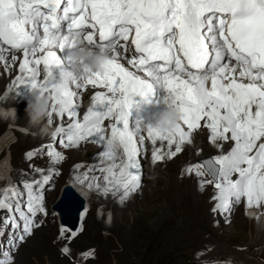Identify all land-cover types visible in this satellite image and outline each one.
Masks as SVG:
<instances>
[{"label":"snow or ice","instance_id":"1","mask_svg":"<svg viewBox=\"0 0 264 264\" xmlns=\"http://www.w3.org/2000/svg\"><path fill=\"white\" fill-rule=\"evenodd\" d=\"M60 4L61 0H0V42L23 49L26 59L20 68L27 78L21 76L19 83L50 95L49 117L53 113L75 117L76 93L71 89L57 91L53 69L61 70L66 65L52 49L64 52L80 44L81 30L87 25L98 31L99 43L91 33L83 36L84 41L116 53L119 40L128 41L134 30L131 43L141 54L135 64L150 79L123 67L117 59L119 53L112 56L103 74L90 72L85 79L89 85L106 88L111 95L97 93L83 122L74 121L66 130L69 144L92 136L104 140L102 122L115 119L107 141L116 140L127 159L122 166L112 165L108 169L111 178L105 179L117 191L123 190L122 198L134 192L140 180L133 171L139 164L135 132L129 127L133 98L144 100L152 94L154 85H162L167 93L164 100L172 98L180 121L189 130L206 117L211 139L227 140L230 133L235 142L229 153L195 169L197 175L206 172L212 178L208 183L215 184L217 195L213 198L218 205L213 211L228 209L241 197H246L249 205L264 202V142L257 146L264 138V0H68L63 15H58ZM41 5L47 13L41 11ZM70 12L75 15L70 17ZM64 21H70L67 35L62 34ZM41 27L43 38L38 35ZM37 51L45 54L34 61L27 59ZM226 57L235 64L223 63ZM32 63L43 64L46 75L42 81L37 79V68L29 66ZM73 84L80 87L78 80ZM105 106L106 110H98ZM143 122L135 120L136 131ZM58 132L65 129L58 128ZM147 135L153 142L166 140L171 145L175 141L177 146L170 156L179 153V144L188 138L180 122L167 134L147 124ZM105 155L112 156L109 150ZM153 156L162 159L158 150ZM116 167L118 173L113 171ZM25 187L29 192L27 211L35 216L43 210L41 198L33 194L31 185ZM4 207L18 212L25 221L20 239L31 234L32 221L21 210L20 202L12 209L0 200V208ZM0 264L5 261L0 259Z\"/></svg>","mask_w":264,"mask_h":264},{"label":"rangeland","instance_id":"2","mask_svg":"<svg viewBox=\"0 0 264 264\" xmlns=\"http://www.w3.org/2000/svg\"><path fill=\"white\" fill-rule=\"evenodd\" d=\"M13 51L18 52V59L23 63L26 59L23 49L2 50L4 54ZM42 54L36 52L34 55L30 54L27 59L34 61V59L42 57ZM29 66L36 67L33 66V63ZM36 68L39 74L43 70L41 65ZM141 71L130 72L139 76ZM0 74H6L4 60L1 56ZM14 75L19 78L21 76L27 78V73L21 70L20 65L15 66ZM146 77L145 75L143 78L149 79ZM184 78L186 79L185 76ZM243 82L247 83V80ZM6 84L8 86L9 81H6ZM17 84L21 85L19 81ZM21 87L24 97L22 96V99L16 97L13 109L5 110L2 98L6 89L0 84V109L1 107L4 108L1 113L6 115V117H0V164L3 163L7 166L8 173L9 170H12L10 177L14 178V183H16L8 191L0 194V200L8 205L7 202L17 190L21 191L25 185H31L33 194L41 198L46 218H42L40 223L36 222L32 228V233L25 235L23 240H16L14 239L15 235L9 229L10 225L6 222V215L0 208V259L4 260L5 264H53V258L62 256L69 264H264V213H261L264 210L257 209V205L254 203L249 205L243 198L238 202L233 201L228 209L218 208L217 211H213L214 207L217 206H211L209 211H212L213 217L204 215L203 207L198 202V195L192 197L187 189H193L206 198L211 196L208 190L216 191L217 195V189L215 184L208 183L210 180L205 173L197 175L195 169L198 166L195 162L200 158L192 160L186 146H183L185 149L174 157L170 156L173 149L166 150L169 153L166 154L167 156L159 150L162 157L160 160L152 159L154 156L147 154L145 163L142 162L144 156L137 152L136 159L138 163H143V165L133 171L139 175V182L144 185L146 194L137 189L129 196L122 198L120 194L123 190L121 189L118 193L117 189L109 185L105 179L106 177L111 178L108 169L112 165L122 166L127 159L124 152L121 153L120 151L117 158L112 156L108 158L105 155L107 151L106 140L111 134V122L108 124L105 121L103 127L101 126L104 140L97 138L98 145L91 151L80 149L73 152L75 150L74 144L77 146L78 144H69L67 141L62 144L59 143L58 149H56V144L52 141V132L60 128L59 126L63 127L62 124L65 122L74 121L80 116L81 111L92 108L95 102L94 98L79 104L76 109V116L69 120L59 121L55 120L53 115L51 117L48 115L33 129L21 128V133L9 128V125L18 124L19 106L23 100L28 103L30 98L29 87L27 85H21ZM80 90L83 89L80 88ZM87 90L85 89V91ZM81 94L82 92L76 94L73 99L77 100ZM108 94L111 95L109 92ZM162 110L164 107L158 108L157 113ZM13 112L17 116L9 120L8 115H13ZM152 117L151 114L148 119ZM110 120L113 119L110 118ZM142 124L139 131H136V125L129 126L130 130L135 132L134 138L137 147L141 144L138 142V136H142L143 130H145ZM185 131L188 133L187 141L194 143V146H199L202 143L201 138L196 135L200 131L208 132L206 143L211 146V151L203 156V159L209 156L218 157L227 154L232 150L235 143L230 139V133L227 134L229 135L227 140L211 139V131L206 126L197 128L196 134ZM6 133L8 140L2 145ZM33 138H35L34 142H32ZM144 139L145 137H143ZM87 140L89 139L82 140V142ZM152 144H161V140L152 141ZM168 146L167 149L174 148L176 143L173 142ZM39 147L42 150L37 151L36 149ZM120 148L122 149V147ZM50 150L58 153L57 158L55 160L43 159L42 157H45ZM60 156L61 159H59ZM98 159L105 160L106 164L103 163L101 169L107 176L101 177L102 171L98 172L94 169L89 172L91 167L88 166V163L91 164ZM88 167L89 169L86 170ZM47 168L54 171L51 174V182L47 178L45 180L40 178L41 173ZM52 171L47 172L50 174ZM113 171L118 173L119 167ZM76 173L78 175L82 173L83 176L80 175L81 177H79ZM1 175L2 173H0ZM236 175H233V179ZM6 176L4 174V177ZM72 176L79 183L81 182L80 184L86 183L84 187L88 189L79 185L78 187L83 192L85 190L89 192V201L92 203L89 214L84 221H81L80 229L75 234H69V232L60 229L54 214L50 210V206L58 198L62 185L67 182V179L69 178L68 181L74 182L73 179H70ZM186 179L192 180L188 182ZM177 181L181 184H178ZM26 182L33 183L28 184ZM105 188L108 190L105 191ZM100 191L101 193H99ZM85 193L83 194L85 195ZM26 197L28 202V191ZM118 198L120 204L116 205L115 208L113 204ZM127 198L128 202L126 200L125 203L121 201ZM245 204H248L249 207L255 206L258 214L252 208L244 209ZM259 204L264 208L261 203ZM248 210L250 213L247 212ZM219 211L220 213L217 214ZM251 211L252 213L255 211V215L251 214ZM220 222L224 223L221 224ZM242 222H244L243 225ZM65 249L67 251H64Z\"/></svg>","mask_w":264,"mask_h":264},{"label":"bare ground","instance_id":"3","mask_svg":"<svg viewBox=\"0 0 264 264\" xmlns=\"http://www.w3.org/2000/svg\"><path fill=\"white\" fill-rule=\"evenodd\" d=\"M42 38H43V36H42ZM15 51V50H14ZM12 52V53H9V54H7V53H3L2 52V50L0 49V56H1V58L4 60V66H5V69H6V74H0V84H1V86L4 88V89H6V93L4 94V96H3V104H4V108H5V110H12L13 109V105H14V103H15V98L17 97L18 99H22V96L24 97V95H23V88L21 87V85H18L17 84V81H19V77H16L15 75H14V68H15V66H17V65H20V61H19V55H18V52ZM2 52V53H1ZM44 54H45V52H44ZM44 54H42V56L44 55ZM11 57H12V59H11ZM32 61H33V59H32ZM34 64V63H33ZM35 65V64H34ZM128 70V69H127ZM239 73V69L237 68V70H236V77H239L237 74ZM175 74V73H174ZM181 75V74H180ZM140 76V75H139ZM186 77V79H187V76H185ZM146 78H148V77H146ZM181 78H184V76H182L181 75ZM185 79V78H184ZM239 79V78H238ZM6 81H9V84H8V86H7V84L5 85V82ZM248 82V81H247ZM226 83V82H225ZM208 85H210V81L208 82ZM7 86V87H6ZM25 86V85H24ZM70 89L72 90V91H75L74 93H76V94H79V93H81L82 92V98L83 99H85V98H87V96L89 95V94H92L93 92H94V89L93 88H88V90L87 91H85V89H83V90H80V87H77L76 85H71L70 86ZM3 93V92H2ZM3 95V94H2ZM73 101H74V99H73ZM26 107H27V103L25 102V100H23V102H22V104L19 106V118H18V120H17V123H21V124H26V117L28 116V114H27V112L25 111V109H26ZM50 107H51V105H50ZM2 108V107H1ZM3 108V109H4ZM3 109H1V110H3ZM149 117H146L145 118V120H147ZM105 121V120H104ZM103 121V122H104ZM102 122V123H103ZM180 123H181V126H184V124H183V122L182 121H180ZM33 125H35V124H32V125H30V126H33ZM143 127L145 128V130H143L144 131V133H146L147 132V125H146V122H144L143 124ZM207 125V118L205 117V118H203L201 121H200V123H199V126L197 127V128H200V127H203V126H206ZM142 127V128H143ZM185 128H187V126L185 125ZM197 128H195V129H192V130H189L188 128H187V131L188 132H193V133H195L196 134V130H197ZM206 128H208L207 126H206ZM210 130V129H209ZM211 131V130H210ZM141 132H142V129H141ZM8 133V132H7ZM7 133L4 135V138H3V140H2V145H4V143H6V141L8 140V138H7ZM143 133V132H142ZM142 134V136L141 135H139L138 137V142L139 143H141V144H139L138 145V147H137V152H138V154L140 153V154H142L143 156H144V160L142 161V162H144L145 163V158H146V156H147V154H149L150 156H153V153L154 152H157V150H158V154L159 155H161V153H159V150H161L162 151V154L163 155H168L169 153L168 152H166V150H171V149H173V152H175V149H176V146H177V143H176V146L174 147V148H170V149H167L166 147L168 146V142L166 141V140H164V141H162L161 140V144H152V141L153 140H151V138H149L148 137V135L147 134ZM208 132H204V131H200L196 136H198V137H200L201 138V141H202V143L199 145V146H194L193 144H192V142H190L189 140L187 141H184V142H182V143H180L179 144V146H180V152L182 151V150H184L185 149V147H183V146H186V149H187V152L190 154V158L192 159V160H195V159H197V158H202L203 156H205V155H207V154H209L210 153V151H211V146L210 145H208L207 143H206V134H207ZM59 134V133H58ZM58 134H56L55 135V140H54V144H56V149H58V144L60 143V144H62L64 141H67V139H66V134H64V135H61L60 137L58 136ZM192 134V133H191ZM227 135V134H226ZM227 136H229V135H227ZM140 137H145V139L143 140V142H141V140H140ZM97 138H98V140H99V137L97 136H92V137H85L83 140H86V139H89V140H87V141H84V142H82V140H80V141H77L76 143L78 144V146L77 145H75L74 144V148H75V150L73 151V152H76L77 150H80V149H83V151H91V150H94L95 148H96V146L98 145V141H97ZM30 139V138H29ZM262 139H264V138H262ZM31 140V139H30ZM35 141V138H33V141L32 142H34ZM68 142V141H67ZM82 142V143H81ZM261 142H264V140H261V141H258L257 142V146H258V144L259 143H261ZM69 143V142H68ZM235 144V143H234ZM233 144V145H234ZM169 147V146H168ZM226 147V146H225ZM234 147V146H233ZM98 148H99V146H98ZM183 148V149H182ZM144 149V150H143ZM37 151L38 150H42L41 149V147H39L38 149H36ZM121 153H123V149H121L120 148V150H119ZM227 151V150H226ZM165 152V153H164ZM179 152V153H180ZM209 152V153H208ZM254 152H255V149H254ZM254 152L252 153V154H254ZM145 154V155H144ZM57 155H58V153L57 152H55V151H51L49 154H46L45 155V157H42L43 159H46V158H49V160H55L56 158H57ZM74 155V154H73ZM123 155V154H122ZM166 155V156H167ZM149 156V157H150ZM174 157V156H173ZM59 159H61V156L59 157ZM101 159H103V158H101ZM152 159H154L153 157H152ZM151 158H150V160H152ZM167 159H168V157H167ZM199 159V160H200ZM149 160V159H148ZM198 160V161H199ZM3 162V161H2ZM113 162V161H112ZM153 162V161H152ZM103 163H105L106 164V162H105V160H97V161H93L91 164H89L88 163V166H90L91 168L89 169V167L86 169V170H88L89 169V172L92 170V169H94V170H96V171H98V172H101L102 171V167H103ZM195 163H197V162H195ZM85 164V163H84ZM111 164V163H110ZM109 164V165H110ZM140 166H139V168H141L142 166L141 165H143V163H138ZM154 164V163H153ZM108 165V166H109ZM105 166V165H104ZM83 167V166H82ZM81 168V167H80ZM107 168V167H106ZM62 169V168H61ZM82 169V168H81ZM8 169H7V166L5 165V164H3V163H1L0 164V173H2V175L0 176V178H2V177H4V174H5V176L7 175L8 176V171H7ZM185 170H186V168H185ZM47 171H52L51 169H45L42 173H41V177L40 178H43V180H45V178H47L50 182L52 181L51 180V174L52 173H54V171H52L50 174H48V172ZM4 172V173H3ZM78 172V171H77ZM105 172H106V169H105ZM97 173V172H96ZM77 174V173H76ZM84 174V173H83ZM93 174H94V172H93ZM100 174V173H99ZM78 175V174H77ZM80 175H82V173L80 174ZM80 175H78L79 177H81ZM106 174L104 173V171H102L101 172V177H104ZM6 176V177H7ZM83 176V175H82ZM91 176H92V174H91ZM107 176V175H106ZM6 177H4V178H6ZM77 177V176H76ZM191 178V177H190ZM14 179V178H13ZM70 179H73V181L74 182H70L71 183V188L81 197V198H83L84 199V201L86 202V206H85V208H84V210L81 212V216H80V223H79V226H78V229L80 228V225H81V221H84V219L87 217V215L89 214V211L91 210V202L89 201V196L87 195V193H85V192H83V190H81L80 189V187H82V188H85V189H88V188H86V187H84V186H86V183L85 182H83L82 184H80L79 182H78V180L77 179H75V177H71ZM79 179V178H78ZM86 179V178H85ZM69 180V178L67 179V181ZM100 180H101V178H100ZM186 180H188V182L190 181V180H192V179H186ZM14 181L15 180H13V183H14ZM98 181V180H97ZM87 183H88V181H87ZM98 183H100V182H98ZM107 183V182H106ZM177 183L178 184H181L180 182H178L177 181ZM63 185H65V183L63 184ZM62 185V186H63ZM78 185L80 186V187H78ZM96 185H98V184H96ZM88 186V185H87ZM104 187V186H103ZM109 187V185L107 186V188ZM192 187H195V186H192ZM110 189V188H109ZM137 189H139L140 190V192L141 193H145V187H144V185L141 183V182H139V187L137 188ZM136 189V190H137ZM96 190V189H95ZM104 190V189H103ZM135 190V191H136ZM187 190H189L190 191V193H191V195H192V197H196V195H198V202L199 203H201V205H202V207H203V210H204V215H208V217H213L212 216V211L210 212L209 211V209H210V207L211 206H217L218 205V202H217V200H215L213 197L214 196H216V191H213V190H208V191H210V193H211V196L210 197H205V196H203V195H200V194H198V192H196V191H194L193 189H187ZM45 191V190H44ZM134 191V192H135ZM202 191V190H201ZM118 192V191H117ZM83 193H85V195L83 194ZM99 193H101V191L99 192ZM109 193V192H108ZM119 193V192H118ZM140 194V193H139ZM146 194V193H145ZM102 195V194H101ZM104 195V194H103ZM133 195V194H132ZM108 196H109V194L107 195V198H108ZM111 196V195H110ZM120 197H122V192H121V194H120ZM119 197V198H120ZM133 198L135 197V196H132ZM131 197V198H132ZM119 198L116 200V202L113 204V207H115L116 205H119L120 203H119ZM130 199V198H129ZM125 200H126V202H128V198L127 199H123V200H121V201H124V203H125ZM108 201H110V200H108ZM136 201V200H135ZM110 202H112V201H110ZM246 202H247V200H246ZM107 203V202H106ZM263 206H264V202H260ZM128 204V203H127ZM126 204V205H127ZM255 205H257L256 203H254ZM257 209H259L260 211H262V210H264V208L262 207V206H260V204H258L257 206ZM256 207L254 206V207H248V206H246L245 207V209H251L252 208V210L254 209L255 211H256V214H258L257 212H258V210L256 209ZM116 208V207H115ZM115 208H114V210H115ZM221 209V208H220ZM250 210H248L247 212H249ZM255 211L252 213V211H251V214H254L255 215ZM190 212V211H189ZM220 213V211L217 213V214H219ZM250 213V212H249ZM248 213V214H249ZM261 213H264V212H261ZM225 214V213H224ZM188 216V215H187ZM82 217H83V219H82ZM261 217V216H260ZM259 217V218H260ZM91 218V217H90ZM257 218H258V216H257ZM212 219V218H211ZM210 219V220H211ZM209 220V221H210ZM227 220H229V219H227ZM243 221V220H242ZM221 224L222 223H224V222H220ZM82 224H83V222H82ZM244 224V222H242V225ZM61 227V226H60ZM62 228V227H61ZM19 229V228H18ZM66 230V229H65ZM67 231V230H66ZM260 237V236H259ZM229 238V237H228ZM197 240V239H196ZM205 242V241H204ZM213 243V242H212ZM196 246V245H195ZM206 248V247H205ZM55 254V253H54ZM60 254V253H59ZM62 255V254H61ZM53 264H69V262L67 261V260H64V257L62 256V257H60V258H57V257H55V258H53Z\"/></svg>","mask_w":264,"mask_h":264},{"label":"clouds","instance_id":"4","mask_svg":"<svg viewBox=\"0 0 264 264\" xmlns=\"http://www.w3.org/2000/svg\"><path fill=\"white\" fill-rule=\"evenodd\" d=\"M112 59L110 51L107 49H96L87 44L80 43L67 51L63 57V64L66 65L59 71L57 80V91L70 89L76 80L86 79L90 72L103 74L107 63ZM147 103V101H145ZM164 110L153 115L151 119L144 120L161 133H171L180 122V113L173 106L172 98L169 97ZM50 110V95L39 90H30V98L25 111L32 124H40L48 116ZM110 139V138H108ZM106 148L113 158L119 156L120 145L116 140L108 142Z\"/></svg>","mask_w":264,"mask_h":264},{"label":"water","instance_id":"5","mask_svg":"<svg viewBox=\"0 0 264 264\" xmlns=\"http://www.w3.org/2000/svg\"><path fill=\"white\" fill-rule=\"evenodd\" d=\"M135 103V98H133ZM213 159L212 156L202 158L197 161L200 166L205 161ZM86 202L81 198L67 181L60 190V194L55 202L51 205L58 216L60 225L67 227L70 231H74L78 225L81 212L84 210Z\"/></svg>","mask_w":264,"mask_h":264}]
</instances>
